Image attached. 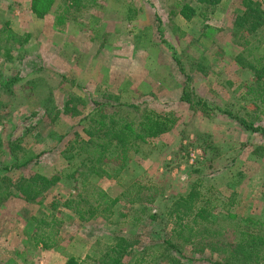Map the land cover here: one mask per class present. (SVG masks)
I'll return each mask as SVG.
<instances>
[{
  "label": "rangeland",
  "instance_id": "1",
  "mask_svg": "<svg viewBox=\"0 0 264 264\" xmlns=\"http://www.w3.org/2000/svg\"><path fill=\"white\" fill-rule=\"evenodd\" d=\"M69 2L0 0V30L8 22L17 36L16 42H0V181L6 182L0 192H11L0 203V264L82 260L104 250L115 237L132 241L138 251L152 230L161 237L171 230L167 208L195 182L213 197L214 212L252 217L264 226V154L261 149L255 153L264 147V135L245 130L221 112L242 116L243 106L254 110L244 97L253 77L233 60L242 49L233 25L243 10L241 0L206 8L196 0H82V9L57 24L56 15ZM36 4L42 9L33 10ZM184 4L195 9L189 19L180 14ZM25 33H30L29 40H23ZM244 35L252 54L264 57V24L255 35ZM15 75L20 78L10 89L1 86L4 78ZM185 83L221 111L205 118L190 110L180 99ZM106 99L173 114L177 122L165 134L136 140L119 177L91 178L88 186L95 198L98 192L106 194L101 209L137 182L158 184L162 196L142 214L133 212L139 206L122 198L112 213L83 220L64 203L79 192L80 184L72 178L84 158L79 143L88 139L84 130ZM122 112L119 116L125 117ZM256 112L254 124L264 130V113ZM13 142L21 148L20 163L33 158L27 165L12 167ZM34 173L60 180L27 201L12 184ZM35 219L57 228L52 248L32 241ZM153 250L159 247L148 253ZM181 252L162 251L155 262L214 264L217 259L208 252L192 255L185 245Z\"/></svg>",
  "mask_w": 264,
  "mask_h": 264
},
{
  "label": "trees",
  "instance_id": "2",
  "mask_svg": "<svg viewBox=\"0 0 264 264\" xmlns=\"http://www.w3.org/2000/svg\"><path fill=\"white\" fill-rule=\"evenodd\" d=\"M196 1L206 8L214 7L222 0ZM263 4L264 0H241L243 10L236 16L233 23L236 32L240 33L238 41L241 40L240 44L242 45V49L233 56V60L242 69L248 70L253 77L252 82L246 87L244 96L246 104L254 107L253 112L248 110L247 106L240 108V111L243 112L242 116L228 110L221 111L197 95L186 83L182 88L180 99L187 103L190 110L201 113L205 118L219 110L229 118L237 120L245 130L249 132L261 131L264 135V130L254 124L255 112L257 111L256 113L259 115L264 113V57L252 54V50L249 48L250 39L244 35L245 33L255 35L264 24ZM36 5L32 6L35 11L43 7L40 4ZM85 5L82 0H70L63 8L62 13L56 15L57 24L65 23L74 10L82 9ZM194 11V8L184 4L180 14L189 19ZM44 12L45 10L40 15ZM8 25L6 22L4 28L0 30V42L17 41L16 34ZM29 38L30 33H25L23 40L26 41ZM5 48L8 53L9 48L6 46ZM177 63L180 65L179 62ZM185 77L187 81L190 80L187 76ZM19 78L16 75L4 78L1 81V86L10 89ZM114 98L117 100L116 97ZM70 101L72 99L66 102V106ZM110 101L106 99L103 105L99 107L96 105V110L89 121L90 124L84 130L88 139L85 142L81 140L79 143V149L84 154V158L72 173L73 180L80 184L79 192L76 199L64 203L83 220H90L106 212L112 213L111 207L122 198L130 205L139 206L140 208H135L133 212L142 214L145 212L146 205L153 204L163 194V187L158 184L137 182L131 189L123 190L118 196L109 200L108 205L102 209L100 207L106 200V194L98 192L96 198L90 195L94 192L88 188L91 178L115 179L119 177L131 159L132 148L135 146L136 140L165 134L177 122V117L173 114L158 115L152 110L141 109L135 104L120 102L110 104ZM107 105L113 109L110 114L107 113ZM125 108L131 110L127 112ZM65 110L68 111V108ZM121 111L124 115L126 114L125 117L119 116ZM9 149L15 156L12 165L14 168L25 166L33 159L28 158L19 162L17 150L21 148L18 142L10 143ZM260 149L262 152L259 153L264 154V147H258L255 153ZM59 180L58 175L47 177L34 173L27 177H20L12 185L22 198L34 201L42 191L53 186ZM0 182V184L6 183L3 180ZM9 194L11 192L8 188L0 192V203ZM212 198L201 190L199 182H195L185 194L176 195L171 200L167 208V216L172 228L165 232L163 237L152 230L147 237L146 244L138 251H133L134 243L132 241L130 242L124 237H115L113 242L95 255H86L82 260L70 257L64 264H156V258L162 254V251L182 253L183 245L192 255L206 252L214 255L217 258L213 262L214 264H263L264 226L252 217L233 218L230 215L214 212ZM35 221V229L31 235L32 241L43 249L52 248L58 240L57 228L52 227L50 222L43 219H35ZM152 246H158L159 250L148 253ZM189 259L194 260L193 257ZM173 261L175 262V260Z\"/></svg>",
  "mask_w": 264,
  "mask_h": 264
}]
</instances>
